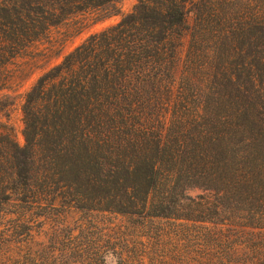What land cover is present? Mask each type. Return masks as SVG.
I'll list each match as a JSON object with an SVG mask.
<instances>
[{
	"label": "trees",
	"instance_id": "trees-1",
	"mask_svg": "<svg viewBox=\"0 0 264 264\" xmlns=\"http://www.w3.org/2000/svg\"><path fill=\"white\" fill-rule=\"evenodd\" d=\"M117 2L0 0V93L43 71L24 146L0 123V264H264V0H137L38 68Z\"/></svg>",
	"mask_w": 264,
	"mask_h": 264
},
{
	"label": "rangeland",
	"instance_id": "rangeland-1",
	"mask_svg": "<svg viewBox=\"0 0 264 264\" xmlns=\"http://www.w3.org/2000/svg\"><path fill=\"white\" fill-rule=\"evenodd\" d=\"M137 5V0H118L116 4V8L119 10V14L110 16L103 21L90 26L82 33L77 34L73 37H70V33H68L69 28H75L79 26V23L83 19H73L70 21L68 26H63L58 29L52 30V37L51 39L45 40L42 43L40 50H44L46 48H51L53 46L54 52L59 54L52 58L48 64L40 63L38 68H52L58 64H60L64 57L72 53L76 48L82 45L89 37L92 35L101 33L115 25H117L121 19L132 13L135 6ZM112 11L109 10V13ZM71 30V29H70ZM73 30V29H72ZM71 30V31H72ZM70 37V38H69ZM69 38V39H68ZM67 41L61 47L60 44L62 40ZM43 71L38 70L36 71L31 78H29L25 83H23L17 90L12 92H2L0 93V123L9 124L12 126L14 130L15 139L17 142L24 146L25 141L23 137V113H22V106L24 103V96L26 92L34 85L40 75H42ZM202 194L200 190H192L190 192L191 196H197ZM107 264H115V258L111 256L108 258Z\"/></svg>",
	"mask_w": 264,
	"mask_h": 264
}]
</instances>
